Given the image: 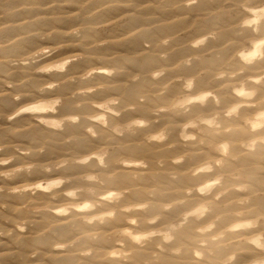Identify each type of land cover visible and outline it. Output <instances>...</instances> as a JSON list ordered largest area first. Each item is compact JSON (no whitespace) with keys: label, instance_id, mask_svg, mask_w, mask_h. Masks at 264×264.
<instances>
[{"label":"clouds","instance_id":"9594fccd","mask_svg":"<svg viewBox=\"0 0 264 264\" xmlns=\"http://www.w3.org/2000/svg\"><path fill=\"white\" fill-rule=\"evenodd\" d=\"M89 3L64 16L52 12L57 0H34L20 6L30 20L0 25V102L14 105L0 112L7 122L0 129L23 138L31 125H12L27 115L53 134L79 127L89 142L46 163L29 159L44 143L0 144V153L11 149L0 156V180L49 174L0 184V264H264V0H175L173 9L198 15L167 19L143 16L153 5L135 0H102L85 11ZM113 7L130 9L117 20L151 21L128 34L141 47L125 67L97 53L107 40L82 37L112 21L67 29L83 41L77 54L49 61V47L29 46L57 31L32 30L35 23L91 20ZM178 19L194 34L180 45L189 51L170 62L177 36L152 33ZM200 22L208 28L199 30ZM152 56L160 63L149 68ZM84 60L92 62L76 77L74 111L62 113L66 98L48 95L60 82L48 78ZM34 79L35 94L18 91ZM142 81L151 87L126 103L127 90ZM72 167L82 171L51 175Z\"/></svg>","mask_w":264,"mask_h":264},{"label":"rangeland","instance_id":"374dc122","mask_svg":"<svg viewBox=\"0 0 264 264\" xmlns=\"http://www.w3.org/2000/svg\"><path fill=\"white\" fill-rule=\"evenodd\" d=\"M12 1V2H11ZM34 2V0H0V25H3L9 21H18V20H30L31 16L34 15L33 13H29L28 11L21 10L20 6L25 5L28 3ZM40 3H51L52 0H38ZM85 0H57L58 7L53 9L52 12L57 14H62L64 16H69L73 10H75L78 5L83 4ZM102 0H91V3L88 5V9H85V11H89L91 9L96 8ZM175 2V0H135V3L137 4H150L153 6L148 7L145 9L143 16H158L161 19H167L170 17H179L183 13H187L189 16L192 15H198L197 10H183V9H173L171 5ZM209 0H203V3L205 5H208ZM155 5H159V7H155ZM6 9H12L13 11L10 14H5ZM130 9L122 8V7H113L106 11H103L99 14V16L93 17L91 20H84L82 17L80 18H72L67 19L63 21L62 23H57L54 20L48 19V20H42L38 23H35L34 25H31L32 30H42V31H49L53 28L57 29L56 33L47 40H38L35 38L29 39L28 43L30 47H40L45 46L49 47L52 50V54L50 57H48V60H55L57 58L70 55V54H77L79 52L84 51L83 47V41L78 42L77 37L66 35V30L70 29L77 24H94L97 22H104V21H112L111 26L101 29L99 31L96 30H86L82 33V37H89V38H97V39H105L108 41L107 45L104 48L97 49V53L103 54L105 56H113L116 55L120 58L113 60L111 62L112 65L117 67H125L127 64V61L131 59V57L136 53V51L141 47V43L139 39H134L131 42L129 41V33L132 28L136 27L139 24H145L150 23L151 21H147L145 19H142L140 17L133 18L130 20H117L116 18L123 14L126 11H129ZM189 21L184 19H178L175 24L172 26L165 28V29H159L155 30L153 32V38L158 39L160 36L165 34H175L177 38H179L182 42L190 38L191 35L194 33H187L184 31V29L187 27ZM208 24L204 22H200L198 24L199 30H206L208 28ZM173 30L174 32H169ZM92 61L84 60L77 63H74L69 71L60 76L56 75L53 77H50L48 79H53L59 81V86L52 92H49L48 95L55 96V95H62L65 99V104L61 109L62 113H71L74 111L73 108V101L71 99V93L74 89L77 87L82 86L81 82L76 79L79 72L83 71V69ZM160 61L156 57V60L146 63L147 67H153L157 64H159ZM178 73H171V75H177ZM122 78L118 77L117 79ZM65 82H69V85L67 88L63 87V84ZM40 80H34L31 84L25 85L23 88L18 89V91H25L29 93H36V89L39 87ZM151 87L150 81H142L139 85H134L132 89V96H126L125 102H134L135 99V93L139 90H146ZM128 91V90H127ZM173 92V91H172ZM171 94V92H170ZM102 95V94H98ZM9 101V102H8ZM14 107L12 102L10 100L0 102V112H7L10 111L11 108ZM130 115H136V113H128L126 116ZM7 122L0 119V125H5ZM18 123H21L26 127L30 123H33L31 121V117L25 115L19 118V122L16 123V121L13 123V126H17ZM19 128H21L19 126ZM3 135L0 136V144H10L14 142H23L25 144L30 143L32 140L23 137H13L8 134V132L4 129ZM68 133V134H67ZM70 132L67 131V128L64 133H62L63 137L62 140L64 141L65 136L72 135ZM66 134V135H65ZM40 143L45 142L43 140H38ZM11 149L0 153V156H6L10 154ZM48 147H46L45 151L43 153H35L32 157L29 159H32L38 163H46L51 162L59 158L63 155H69V154H75L74 152H55L52 154H48ZM81 151V150H80ZM63 153V154H62ZM11 167V165L9 166ZM38 173L34 171L33 175L31 177L27 176H20L14 181H2L0 180V184H8V183H18L25 180H36V176ZM60 175V174H56ZM35 177V178H34ZM33 178V179H32ZM5 199V196L3 194H0V201H3ZM37 199L40 201L47 200L45 198H41V194H37ZM15 202V201H13ZM27 243V242H26Z\"/></svg>","mask_w":264,"mask_h":264},{"label":"bare ground","instance_id":"6f19581e","mask_svg":"<svg viewBox=\"0 0 264 264\" xmlns=\"http://www.w3.org/2000/svg\"><path fill=\"white\" fill-rule=\"evenodd\" d=\"M169 32H174V31L171 30ZM152 35H153V33H152ZM132 40H134V39L132 38L127 42H131ZM174 44L176 46V51L174 53H172V55L170 56V62H174L178 57L186 54L187 51H189L187 49H183L180 47V45H182L183 42L179 38H176V40L174 41ZM154 60H156V57L152 56V57L148 58L145 62L150 63ZM34 80L36 81L38 79H34ZM34 80H33V82H34ZM68 85H69V82H65L63 84V87L67 88ZM132 91L133 90H128V96H130V97L132 96ZM172 91H175V86L170 90V92H172ZM17 122H19V118L16 120V123ZM29 125H31V131L26 133L24 137H26L30 140H36V141L43 140L48 147V151H47L48 154H52L55 152H60V153L61 152H65V153L66 152L67 153L72 152L73 153L74 152L75 153V152H78V151L84 149L85 147L89 146V142L87 141V139L83 138L82 129L79 127H74V126H68L67 127V131L70 132L72 135L82 137V139L79 142H74V143L69 144V143L63 142V140H62L63 135L62 134L50 133V132L46 131L45 129H43L42 127L37 126L34 123H30ZM19 126L21 128H24L23 126H25V125L18 123L17 126H14V127H19ZM2 131L3 130H0V136L3 135ZM80 171H82V169L72 167V168L64 170L63 173H58V172L54 171L51 175L55 176L57 173L58 174H69V173L75 174V173L80 172ZM36 172L38 173L36 178L34 177L36 180L44 177L45 175H49V174L44 173L43 171H41L39 169H37ZM38 194H41V198H45V199L49 198L46 194H42V193H38Z\"/></svg>","mask_w":264,"mask_h":264}]
</instances>
